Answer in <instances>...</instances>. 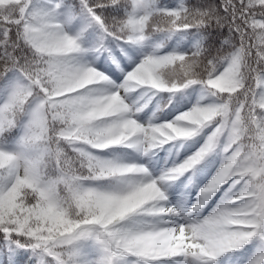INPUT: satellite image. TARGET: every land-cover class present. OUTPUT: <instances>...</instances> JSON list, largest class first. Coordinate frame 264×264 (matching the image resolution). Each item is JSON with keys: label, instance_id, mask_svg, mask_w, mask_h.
<instances>
[{"label": "snow or ice", "instance_id": "snow-or-ice-1", "mask_svg": "<svg viewBox=\"0 0 264 264\" xmlns=\"http://www.w3.org/2000/svg\"><path fill=\"white\" fill-rule=\"evenodd\" d=\"M0 264H264V0H0Z\"/></svg>", "mask_w": 264, "mask_h": 264}]
</instances>
